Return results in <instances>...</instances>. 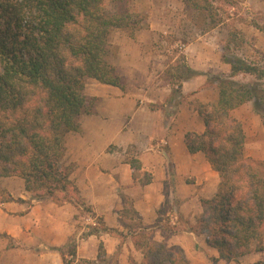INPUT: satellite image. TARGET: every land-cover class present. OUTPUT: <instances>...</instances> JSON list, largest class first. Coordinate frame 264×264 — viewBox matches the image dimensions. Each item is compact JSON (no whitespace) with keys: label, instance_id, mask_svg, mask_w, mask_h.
Here are the masks:
<instances>
[{"label":"trees","instance_id":"16d2710c","mask_svg":"<svg viewBox=\"0 0 264 264\" xmlns=\"http://www.w3.org/2000/svg\"><path fill=\"white\" fill-rule=\"evenodd\" d=\"M128 1L0 0V180L19 178L33 199L72 204L96 218L72 179L74 166L64 163L65 137L80 131L83 115L94 114L97 99L85 94L88 79L124 88L111 63L110 36L115 30L142 29L141 16L124 9ZM184 1L209 21V30L221 23L212 14L211 1ZM250 25L264 34V27ZM225 62L231 75L217 82L218 101L193 104L205 132L185 134L188 152L203 153L220 177L216 195L201 200L202 213L191 231L203 236L220 260L241 264V258L264 250V163L244 157L247 136L233 113L249 102H254L257 113L262 110L253 88L234 79L252 75L263 80L264 69L243 60ZM177 70L170 85L181 96L183 83L201 73L187 64ZM129 163L135 169L138 162ZM11 202L24 203L0 187V204ZM128 219L137 222L130 224ZM96 220L89 235L109 232L102 219ZM122 223L142 254L140 263L131 259V264H190L182 247L154 241L128 202ZM66 248L70 259L58 249L63 263L74 264L73 238ZM105 259L101 245L97 262Z\"/></svg>","mask_w":264,"mask_h":264},{"label":"crops","instance_id":"0c3cea01","mask_svg":"<svg viewBox=\"0 0 264 264\" xmlns=\"http://www.w3.org/2000/svg\"><path fill=\"white\" fill-rule=\"evenodd\" d=\"M154 29L150 26L145 32L151 39L149 44L141 42L140 36L131 42L128 37L119 49L115 66L124 81L123 89L87 80L86 96L97 99L94 114L83 115L80 131L65 137L64 161L74 166L72 179L94 216L103 220L109 232L82 237L78 226L87 217L74 205L33 200L23 180H0L2 189L15 200L24 201L0 204V233L11 235L22 248L28 247L21 252L28 258L23 261L25 264H64L58 249L74 236V264L97 262L101 245L108 264H130L131 259L139 263L142 254L122 223L127 202L151 231L154 241L182 247L186 253L197 241L207 257L219 259L203 236L186 227L167 236L164 225L177 227L180 223L173 216L162 220L167 204L180 200L177 215L195 226L198 217L191 215L192 209L199 206L198 215L202 213L201 200L212 199L218 191L219 174L203 153L190 154L185 145L186 133L202 134L206 130L193 102L216 103L218 92L202 76L185 81L181 96L165 84L161 77L164 58L151 49ZM233 114L242 122L247 136L245 158L264 162V125L252 102ZM131 161L138 162L135 169ZM42 247L45 251L40 250Z\"/></svg>","mask_w":264,"mask_h":264},{"label":"rangeland","instance_id":"374dc122","mask_svg":"<svg viewBox=\"0 0 264 264\" xmlns=\"http://www.w3.org/2000/svg\"><path fill=\"white\" fill-rule=\"evenodd\" d=\"M209 1L214 6L212 14L217 15V18L221 20V23L212 30H209V21H206L199 11L191 8L184 0H129L124 9L129 13L141 16L142 29L133 32L131 30H115L112 32L110 44L114 54L111 57V63L115 66L119 49L123 47L122 45L128 37L131 42L136 40V36H140L139 40L141 42L149 44L151 39L145 35V32L149 31L150 26H153L155 29L151 32L153 38L151 49H154L157 54L162 55L164 58L165 68L161 77L167 85H170L173 76L178 74L177 68L185 64L201 73L200 76L206 80V83L216 89L217 82L220 79H227L231 75V68L226 64L225 59L243 60L250 65L264 69V34L250 25L254 23L264 27V0H231V4L223 0ZM143 49L142 47L141 50L143 51ZM189 55H191L190 60L188 59ZM167 70L170 73L167 74ZM234 80L250 85L253 91L256 92L257 103L262 113L259 114L255 111L254 102H252L253 109L261 117L264 125V79L258 80L252 75H240ZM122 83L124 84L123 80ZM171 88L176 90L175 87L171 86ZM130 151L135 154L133 149ZM65 165L67 164L65 163ZM167 195L172 194L168 192ZM31 198L33 199V195H31ZM169 200L171 201V198ZM180 202L178 200L177 204L174 203V205L170 202L162 212L164 214L162 220H170L173 216L180 223L177 227H169L164 223L167 236L185 230V227L188 230L196 227V225L191 227L188 219L177 215ZM128 208L131 207L128 206ZM198 209L199 206L192 209L191 215L195 218L201 214L198 215ZM81 213L87 217L78 226V233L84 237L93 231L92 228L96 227L94 224L97 223V220L83 210H81ZM167 213L171 214L170 217L166 215ZM128 222L136 224L137 220L128 219ZM0 234V264H25L23 261L28 258L26 259L21 252L28 250V247L18 246L11 235ZM73 239L76 243V236ZM196 242L190 246L189 252L186 253L190 263L192 261L194 264H236L207 257ZM256 246L257 242L254 241L253 248H256ZM19 249L23 251H18ZM40 250L45 251V247L40 248ZM60 250H64L67 259H70L66 246L60 248ZM104 261L108 264L107 260ZM257 262H264V250L255 251L251 255L240 259L241 264H255ZM98 264L103 263L100 261Z\"/></svg>","mask_w":264,"mask_h":264},{"label":"built area","instance_id":"2783aa9c","mask_svg":"<svg viewBox=\"0 0 264 264\" xmlns=\"http://www.w3.org/2000/svg\"><path fill=\"white\" fill-rule=\"evenodd\" d=\"M95 225V224H94Z\"/></svg>","mask_w":264,"mask_h":264}]
</instances>
